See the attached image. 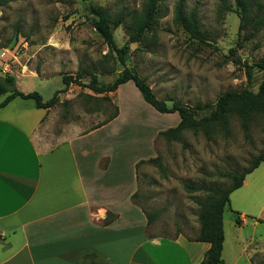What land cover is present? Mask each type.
Masks as SVG:
<instances>
[{"label":"rangeland","instance_id":"1","mask_svg":"<svg viewBox=\"0 0 264 264\" xmlns=\"http://www.w3.org/2000/svg\"><path fill=\"white\" fill-rule=\"evenodd\" d=\"M144 1L0 0V68L14 75L20 88L37 91L43 100L60 90L46 117L49 131L57 132L68 124L81 133L109 124L104 136L101 131L87 140L95 145V140L108 137L114 166L128 169L131 156L135 164L144 160L135 166V188L129 198L152 215L145 232L192 236L199 226L198 200L206 198L207 192H189L185 184L230 185L227 173L246 168L263 147L264 113L255 116L248 135L233 115L228 134L217 131L207 138L201 131L186 129L181 141L167 140L159 131L178 122L177 112L153 109L132 81L114 91L94 93L84 86L90 78L87 72H95L99 82L107 83L124 66L134 68L168 105L170 98L192 106L208 102L209 106L195 110L199 118L212 109L220 92L243 87L256 90L264 79V68L256 65L264 61V0H257L253 10L261 23L246 38L245 29L239 30L233 1L229 9L221 10L220 0H183L186 11L197 5L203 32L202 39H197L174 22L177 0H159L154 27L141 40L128 42L131 29L127 24ZM89 4L101 6L110 17L122 8L128 11L125 23L111 24L115 44L128 45L124 65L93 27ZM78 71L81 84L64 87L61 75ZM118 140L119 151L112 154ZM109 156L103 157L102 165ZM150 157L157 160L149 161ZM244 180L230 192L222 214L220 264H264V221L258 220L264 219V161ZM234 212L239 214V223ZM112 218V213L105 217Z\"/></svg>","mask_w":264,"mask_h":264},{"label":"crops","instance_id":"2","mask_svg":"<svg viewBox=\"0 0 264 264\" xmlns=\"http://www.w3.org/2000/svg\"><path fill=\"white\" fill-rule=\"evenodd\" d=\"M50 109L21 97L0 108V264H200L209 243L197 232H145L147 217L129 198L132 156L127 170L114 166L108 137L87 140L109 124L49 131Z\"/></svg>","mask_w":264,"mask_h":264},{"label":"trees","instance_id":"3","mask_svg":"<svg viewBox=\"0 0 264 264\" xmlns=\"http://www.w3.org/2000/svg\"><path fill=\"white\" fill-rule=\"evenodd\" d=\"M159 0H145L140 11L132 14L129 25L130 41H139L144 37L146 31L154 27L156 21L157 5ZM229 1H233L235 9L239 15V30L245 29L244 38L252 36L258 29L261 23V18L258 14L253 15L254 7L257 5V0H220L221 10L229 9ZM89 13L93 15L92 25L99 35L103 38L106 44L115 51L117 59L121 64H125V59L128 51V45L123 44L118 47L113 38L111 24L118 26L126 22L128 11L122 8L113 17H110L105 10L99 5H88ZM174 22L178 24L191 37L202 39L203 32L201 31L200 19L198 16L197 5H193L187 11L184 9L183 0H177L174 6ZM250 27L248 30L247 27ZM230 51H234L233 48ZM256 65L264 68V61L257 62ZM247 78L250 79V74L247 65ZM90 75L89 81L84 84L94 93H105L114 91L120 84L127 81H132L134 86L139 91L142 99L151 105L160 113L177 112L179 120L174 126L167 127L159 131L167 140H182V131L191 129L193 131H201L207 138H210L215 132L222 131L226 134L230 132V117L235 115L240 122V126L245 134L251 127V123L257 114L264 113V79H262L256 90L248 87L240 89H227L218 94L214 101L212 109L199 118L195 117V110L209 106L208 102H196L194 106L184 103L178 99L170 98L171 105H168L164 99L158 98L146 78L141 76L134 68L124 66L121 72L114 79L107 83H101L95 72H87ZM81 71L75 75L62 74L61 81L64 87L70 83L81 84ZM56 90L54 94L47 100H43L41 95L31 90L23 92L16 86L14 75L8 72H2L0 68V108L5 106L10 100L15 97L33 99L36 107L48 108L57 101ZM114 116V115H113ZM111 116L110 118H112ZM109 118V119H110ZM149 161H156L157 157L148 158ZM144 161L140 159L136 162ZM264 161V144L261 150L251 159L249 165L240 172L227 173L232 182L228 186L222 184H185V189L189 192L205 191L207 197L203 200H198L199 208L197 218L199 222L198 231L194 240L205 241L209 243V247L204 253L200 264H220L221 251L223 246L224 231L222 214L225 206L229 204V194L232 190L240 187L243 184L244 177L247 173L252 172L261 162ZM235 213V221L240 222L238 212ZM147 223L152 220V215L145 214ZM264 221V219H258ZM108 222L109 220H104Z\"/></svg>","mask_w":264,"mask_h":264},{"label":"built area","instance_id":"4","mask_svg":"<svg viewBox=\"0 0 264 264\" xmlns=\"http://www.w3.org/2000/svg\"><path fill=\"white\" fill-rule=\"evenodd\" d=\"M3 72V71H2Z\"/></svg>","mask_w":264,"mask_h":264}]
</instances>
